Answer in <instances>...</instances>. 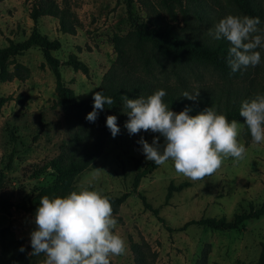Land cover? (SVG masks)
Wrapping results in <instances>:
<instances>
[{
	"label": "rangeland",
	"instance_id": "374dc122",
	"mask_svg": "<svg viewBox=\"0 0 264 264\" xmlns=\"http://www.w3.org/2000/svg\"><path fill=\"white\" fill-rule=\"evenodd\" d=\"M55 1L75 13L80 23L75 35L60 34L56 20L50 17L39 18L36 28L49 40L57 39L60 43V49L52 55L60 62L64 85L73 91L77 100L88 99L115 58L110 42L112 36L124 35L130 30L123 2ZM151 1L155 4L154 0ZM255 1L261 11L264 30V0ZM31 3L32 0L0 2V48L8 41L15 43L26 38L32 27L28 18ZM187 4L189 14L182 18L176 12L174 22L156 5L158 15L182 28L186 38L208 39L210 42L213 37L208 33L215 24L227 15L240 16L226 0H196ZM193 9L201 21L192 15L190 11ZM133 12L141 21L146 20L140 4H134ZM256 51L261 53L258 67L262 69L264 49L257 48ZM71 55L87 67L86 75L63 65ZM16 61L28 68V79L0 83V97L15 99L20 95L24 98L21 104L11 100L0 106V199L13 204L26 200L51 182L46 165L56 156L67 137L59 101L53 92V77L43 64L41 54L30 49L16 57ZM253 69L251 66L250 71ZM194 73L202 77L201 82L212 84L217 81L207 70L198 68ZM183 77L189 84H196L197 77L193 74ZM238 123L243 124L244 118ZM241 131L242 128L237 139L244 144ZM158 135L149 131L128 137L124 128L115 138L110 135L100 157L75 178V191L86 188L99 191L103 196L129 192L135 173L134 160L139 159L142 166L149 162L137 142L143 137L151 144ZM159 143L163 146V137L159 138ZM244 146L247 154L243 160L234 162L233 158H227L217 171L201 180L192 181L177 174L171 160L143 177L136 193H131L113 215L118 222L114 232L125 241L126 253L111 257L110 264H133L128 248L130 242L147 244L156 254L157 264H195L206 244L209 245L206 264H256L264 245V216L226 232L191 226L183 232L168 233L142 208L137 196L140 193L147 203L157 208L158 215L170 228L200 217L229 221L234 214L255 210L264 200V144H253L251 140ZM182 182L189 183V186L173 192L164 201L168 184L176 186ZM2 227H8L14 237L22 241L28 254L32 252L30 233L35 230L34 217L14 208L7 215L0 211V229ZM44 259L43 254L33 256L30 264H42Z\"/></svg>",
	"mask_w": 264,
	"mask_h": 264
},
{
	"label": "trees",
	"instance_id": "16d2710c",
	"mask_svg": "<svg viewBox=\"0 0 264 264\" xmlns=\"http://www.w3.org/2000/svg\"><path fill=\"white\" fill-rule=\"evenodd\" d=\"M154 1L155 4L151 0H122L130 30L124 35L112 36L110 42L115 58L101 76L93 93L94 95L95 92L101 91L106 97H111L115 103L105 105L104 110L99 112L98 118L92 123L86 120V116L93 111V95L83 100H77L74 97L73 91L66 87L61 79L60 62L52 55V52L60 49L59 41L49 40L36 28L39 18L50 17L56 20L60 34L74 36L80 23L75 13L65 6H60L55 0H32L28 11L32 27L28 35L19 42L8 41L5 47L0 48V83L27 80L29 70L17 62L16 57L30 49H36L53 77V92L59 101L67 137L59 147L56 156L46 165L51 182L17 204L0 199V211L3 214H9L10 209L14 208L35 218V211L42 196L64 197L74 191L75 178L100 157L106 139L111 135L106 126L108 116L117 117V125L120 129L124 128L126 136H135H130L124 127L128 117L127 109L123 107V96L136 99L140 96L147 97L156 90L163 89L166 92L163 98L165 104L176 113L188 107L192 109L189 114L194 116L212 107L217 114L225 115L229 122L232 120L239 122L243 119L239 116L242 102L254 98L256 94L264 95V67L260 69L257 65L250 71L251 66H248L249 68H242L232 73L227 64L231 45L226 39H212L209 42L208 39L186 38L183 35V29L173 23L177 13L185 18L189 14L187 3L196 0ZM226 1L240 16L258 17L261 21L258 27L262 29L261 11L255 0ZM135 3L140 4L145 12V21H141L134 14ZM156 5L173 22L162 19L158 15ZM190 12L198 21H201L195 9ZM63 65L75 72L87 74V67L73 55L69 56ZM198 68L209 71L217 81L212 84L201 82L202 77L194 73V70ZM188 74L197 77L196 84H189L183 77ZM185 91L190 94L199 92V96L195 101L187 100L182 97ZM11 100L21 104L24 98L20 95H17L15 99L11 96L0 97V106ZM143 133L141 131L139 134ZM241 134L245 145L252 140L247 127L242 128ZM157 166L151 161L142 166L139 159L134 160L135 173L130 191L119 196H106L112 205L113 215L117 213L119 206L131 193H136L140 180L155 170ZM188 186L187 182L176 186L168 184L164 201H167L173 192H178ZM137 196L142 208L147 210L168 233L183 232L191 226L226 232L237 230L243 226L244 222L257 220L264 216L263 200L257 209L234 214L229 221L224 218L200 217L196 220H188L180 227L170 228L158 215L157 208L147 203L140 193H137ZM21 247L22 241L16 239L8 227L0 229V264H30L33 256L28 254L25 247H23L25 251L20 252ZM128 248L133 264H157L156 254L150 251L144 242H130ZM208 249L209 245L206 244L195 264H206ZM256 264H264V245L261 246Z\"/></svg>",
	"mask_w": 264,
	"mask_h": 264
},
{
	"label": "clouds",
	"instance_id": "9594fccd",
	"mask_svg": "<svg viewBox=\"0 0 264 264\" xmlns=\"http://www.w3.org/2000/svg\"><path fill=\"white\" fill-rule=\"evenodd\" d=\"M260 23L258 17L227 15L209 31L213 39L224 38L231 45L227 64L232 73L261 63V53L256 51L264 49ZM165 96V90L160 89L147 97H122L128 117L124 127L129 135L141 131L159 134L151 144L143 137L137 142L146 159L155 165L171 160L177 174L196 181L213 174L227 158H233L234 162L245 158L247 149L237 139L241 128L247 127L253 144H264V95L256 94L242 102L239 116L244 118L243 124L236 120L229 122L212 107L194 116L189 114L192 109L188 107L176 113L165 104ZM198 96L199 92L182 93V97L191 101ZM92 99L93 111L86 120L94 123L105 105H113L115 101L101 91L95 92ZM106 126L113 138L120 133L116 116H108ZM160 137L164 138L163 146ZM34 224L30 255L43 254L42 264H110L111 257L126 253L125 241L114 232L118 222L113 217L112 205L96 190H74L64 197L42 196ZM19 251L25 249L21 247Z\"/></svg>",
	"mask_w": 264,
	"mask_h": 264
}]
</instances>
